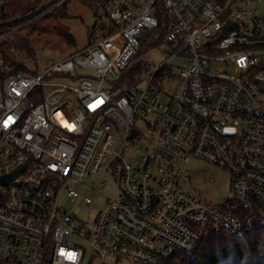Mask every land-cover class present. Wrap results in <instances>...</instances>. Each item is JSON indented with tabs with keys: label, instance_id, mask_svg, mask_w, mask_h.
Wrapping results in <instances>:
<instances>
[{
	"label": "built area",
	"instance_id": "2783aa9c",
	"mask_svg": "<svg viewBox=\"0 0 264 264\" xmlns=\"http://www.w3.org/2000/svg\"><path fill=\"white\" fill-rule=\"evenodd\" d=\"M53 1L49 12L69 0L44 5ZM94 1L87 46L29 70L0 55V264H82L87 246L91 262L166 264L218 231H264L259 7ZM154 51L168 58L152 68L145 60ZM176 59L182 67L170 66ZM191 160L229 172L223 202L189 191ZM105 173L115 199L83 222L67 203L92 205Z\"/></svg>",
	"mask_w": 264,
	"mask_h": 264
},
{
	"label": "rangeland",
	"instance_id": "374dc122",
	"mask_svg": "<svg viewBox=\"0 0 264 264\" xmlns=\"http://www.w3.org/2000/svg\"><path fill=\"white\" fill-rule=\"evenodd\" d=\"M31 1L36 2L37 0ZM48 1L49 0L36 6V8L27 12V15L31 13L33 15L34 12H36L37 7H42ZM237 4H240V1ZM251 6L259 7L258 15L264 17V4H260L258 0H252ZM51 12L46 10L39 17L45 15L48 17L53 13ZM66 12L68 16L60 19L59 23L64 32L73 37V40L71 41L65 36L60 35L57 31L51 30V17H46L47 19L40 22L39 27L33 31L11 30L6 33L3 32V35L0 34V41H8L5 49L8 51L10 57L17 63L30 65L31 69H36L39 64L46 65L53 63L87 46L93 41L96 35L94 25L98 18L94 15L92 8L84 1L69 0L66 5ZM36 19H38V17L31 18L27 23ZM27 41L30 43L28 47H26ZM31 54L33 55L29 58L28 55ZM167 58L168 56L165 51H154L148 56L145 63L153 68L161 64ZM184 63V61L176 59L170 62V66L173 68H179L182 67ZM164 92L166 94H172L173 85H165ZM188 168L193 175L192 183L189 184V191L191 193L202 201H207L213 204H220L226 199L231 188V176L228 171L201 160H191L188 164ZM90 194L93 198L92 205L71 202L67 203V207L69 210H75L77 217L83 222L93 224L103 206L108 201L115 199L116 182L111 174L105 173L98 177L92 185ZM79 224L80 221H77V225ZM86 249L87 253L82 264H103L102 259H95L91 262L93 253L92 249L88 246ZM104 263L135 264L124 258H107Z\"/></svg>",
	"mask_w": 264,
	"mask_h": 264
},
{
	"label": "trees",
	"instance_id": "16d2710c",
	"mask_svg": "<svg viewBox=\"0 0 264 264\" xmlns=\"http://www.w3.org/2000/svg\"><path fill=\"white\" fill-rule=\"evenodd\" d=\"M26 1L0 0V34L11 30L33 31L39 27L40 22L51 17V30L57 31L69 41L73 40V37L64 32L59 23L60 19L68 16L66 12L68 1L61 3L48 17L46 15L43 17L39 16L52 7L56 1L44 5L41 9L34 12L33 15L32 13L27 15V12L36 8V6H39L43 2L45 3L47 0H37L36 2H32L31 0ZM82 1L89 5L95 14L96 2L94 0ZM34 17H38V19L27 23L29 19ZM7 44L8 41H0V55L2 54L6 58L11 59L21 70H29L27 66L17 63L10 57L8 51L5 49ZM29 44L30 43L27 41L26 47H28ZM32 55L33 54L28 55V57L30 58ZM46 264L51 263L47 261ZM166 264H264V231L255 230L237 236L218 231L211 235L208 242L202 243L194 253H177Z\"/></svg>",
	"mask_w": 264,
	"mask_h": 264
},
{
	"label": "water",
	"instance_id": "95a60500",
	"mask_svg": "<svg viewBox=\"0 0 264 264\" xmlns=\"http://www.w3.org/2000/svg\"><path fill=\"white\" fill-rule=\"evenodd\" d=\"M94 15L96 16L97 14L95 13ZM15 175H16V174H12L11 176H8V177H6V178H3V179H1V180H2V181H7V180H10V179L14 178V177H15Z\"/></svg>",
	"mask_w": 264,
	"mask_h": 264
}]
</instances>
